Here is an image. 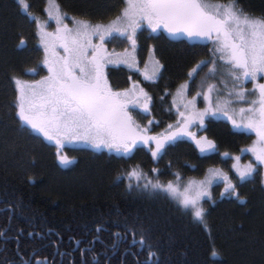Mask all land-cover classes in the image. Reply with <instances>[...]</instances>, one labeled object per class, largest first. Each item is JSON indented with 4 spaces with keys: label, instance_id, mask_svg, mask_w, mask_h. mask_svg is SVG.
I'll list each match as a JSON object with an SVG mask.
<instances>
[{
    "label": "trees",
    "instance_id": "16d2710c",
    "mask_svg": "<svg viewBox=\"0 0 264 264\" xmlns=\"http://www.w3.org/2000/svg\"><path fill=\"white\" fill-rule=\"evenodd\" d=\"M24 1L25 10L20 0H0V232L4 233L0 260L6 255L21 264L18 250L25 259L31 257L32 264L37 258L49 264L53 256L60 258L63 248L79 242V247L94 248L87 250L85 262L80 250L65 252V264H97L96 255L98 264H107L109 257V264H264V167L251 152L242 151L256 142V135L233 128L226 119L209 118L200 129L215 141L212 152H200L187 137L169 142L157 157L150 151L154 143L139 144L131 153L87 143L73 150L72 164H59L55 146L17 114L14 78L25 77L31 67L44 71L45 51L35 18L49 19L48 27L54 23L46 11L49 0ZM55 1L70 28L72 17L100 23L114 19L125 7L124 0ZM237 3L245 13L264 17V0ZM127 42L112 37L104 46H118L119 51ZM214 47L205 39L159 30L136 37L141 58L150 49L160 60L159 77L148 79L122 64L109 68L114 89L135 85L137 93L142 89L149 95L148 114L138 112L147 135L165 136L163 130L180 115L172 104L176 89L186 83L190 93L198 80L209 81L211 76L204 70L209 63L192 78L189 73L201 61L216 57ZM237 156L251 158L256 171L232 182L239 199L211 191L202 203L203 221L194 219L169 194L143 186L146 179L166 184L186 175L204 177L208 169L217 167L232 177L235 162L231 160ZM133 170L140 174L139 180L130 175ZM141 238L144 244L139 243Z\"/></svg>",
    "mask_w": 264,
    "mask_h": 264
},
{
    "label": "snow or ice",
    "instance_id": "6c2138e0",
    "mask_svg": "<svg viewBox=\"0 0 264 264\" xmlns=\"http://www.w3.org/2000/svg\"><path fill=\"white\" fill-rule=\"evenodd\" d=\"M20 2L25 9L28 8L24 0ZM124 2L126 7L110 22L93 23L72 17L74 28H68L64 23V16L56 5V14L53 16L49 13L50 19L57 25L56 32H47L43 25L39 27L40 42L46 54L43 64L48 75L34 83L14 78L18 91L17 114L20 120L48 140L54 141L58 150L64 146L65 141L87 142L97 148L107 147L109 150L124 153H131L138 144L154 143L155 149L150 148V151L153 157H157L166 144L182 135L190 136L200 152L215 151L216 144L213 141L207 137L197 139L188 129L193 124L202 125L205 116L221 112L231 120L233 127L256 135V142L242 151L251 152L258 164L264 167V83L255 84L251 93L244 87L246 82L256 81L258 77L264 78V17L245 13L243 8L238 6L237 0L214 5L208 4L206 0ZM145 21L153 31L163 27L173 35H187L190 38L212 42L215 45L213 55L228 66V74L234 82L229 95L234 96L237 103H247L248 107L232 109L234 115H229L228 105L232 101H225L214 108L212 94L215 86L210 84L204 94L207 108L198 111L194 100L190 101L191 110L188 115L180 113L182 120L177 124V131L162 137L147 135L148 130L137 125L127 109L129 106H140V95L146 101H150V97L142 89L137 93L135 85L132 90L112 91L105 71L109 63H124L129 68H132L134 63H130L128 59L109 60L107 49L104 47L107 38L120 36L130 41L134 49L137 30ZM93 37L101 43L93 44ZM21 43L24 41L21 40ZM57 47L62 48L65 54L59 55L55 51ZM206 63L213 65L209 71L214 73L215 61L209 60L201 61L189 75L196 73L197 69ZM160 67L162 65L157 62L156 70ZM29 71L35 73L36 69ZM146 78L152 77L146 74ZM185 87L186 85L181 86L182 89ZM249 94H258L257 99L246 100ZM143 107L147 110L146 103ZM151 123L152 121H149V124ZM169 128H172V125H169ZM59 159L64 164L69 163L62 155ZM235 159L239 161L240 157ZM233 167L236 168L240 180L246 179L256 171V166L251 163L243 169L236 165ZM153 171L158 172L157 169ZM130 175L139 180L140 174L136 170ZM216 179L223 180L225 184L222 195H236L239 199L236 185L219 169L213 168L208 169V176L204 180H189L183 190L172 181L165 184L159 181L153 183L146 179L143 186L169 194L183 209L190 211L194 219L203 221L205 209L201 202L205 197L211 196L212 182ZM0 235L4 233L0 232ZM132 235L135 242V233ZM139 243L144 244V239L141 238ZM17 255L20 256L21 264H30L18 250ZM0 264H16V261L5 255ZM36 264L46 262L37 261Z\"/></svg>",
    "mask_w": 264,
    "mask_h": 264
},
{
    "label": "rangeland",
    "instance_id": "374dc122",
    "mask_svg": "<svg viewBox=\"0 0 264 264\" xmlns=\"http://www.w3.org/2000/svg\"><path fill=\"white\" fill-rule=\"evenodd\" d=\"M206 2L208 4H210V5H214V4H218V3H228V2H223V1H220V0H206ZM56 5H58V3L55 0H52L51 4H50V0L48 1L47 10H46V11H48V14L50 12L52 13L53 16L56 14V11H57ZM125 7H126V4H125ZM22 8L25 10V8L23 7V4H22ZM59 12L61 13L60 10H59ZM251 16H253V15H251ZM32 17H35V16H32ZM254 17H260V16L254 15ZM35 19H36L35 20V24H36V27L38 29V34H39L40 25H43L47 32L55 33L53 31H54V29H57V25H56V23H55V21L53 19L52 20L54 21V23L51 21L53 23V26H50V27H48L49 23H50L49 19H44V18H41V17H38V18L36 17ZM77 20H85V19L77 18ZM110 21H104V22H100V23H105L106 24V23H108ZM64 23H65V17H64ZM74 27H75V24L73 22V28ZM159 30H164V31L168 32L163 27H160L157 30L153 31L150 27H148L147 22L145 21V22L142 23L141 27L137 30L136 37L149 36V34H152L154 32L158 33ZM110 38H112V37H109L106 40H108ZM106 40L104 41V43H106ZM115 40L116 41L126 42V39L124 37H120V36H116ZM92 43L96 44V45H99L101 43V41L99 39H97L96 37H93L92 38ZM126 45H128V46L125 47ZM21 46L25 47L26 43L25 42L23 44L21 43ZM117 47H115V48H117ZM115 48H113V46L110 45V44H109V46L106 47V49L109 52H111V55L107 56V58L109 60L118 61V60H121V59H128L130 63H134V66L132 68H130V69L139 71L142 75H145V76L147 74V76L152 77L151 79H155V78L159 77L163 66L160 67L158 70H156L157 62L159 63V65H162V64L160 63V60H158V58H156L155 53L153 51H151L150 49L148 50L149 52L146 54V56L141 58V53L138 50V48L135 47L133 49L132 46H131V43L129 45V41L123 47H121V48H123L122 50L118 51V49H115ZM118 48H120V47H118ZM55 51L57 53L59 52L57 48L55 49ZM59 54H60V52H59ZM45 55L46 54L44 52V57H45ZM211 60L215 61L216 71L214 73L209 71L212 68V66H213L211 63H209L208 65H205L206 69L204 68V70H206L205 74L211 76L209 81L203 75L204 78H202V81L198 80L197 83L195 82V84H194L195 88H194L193 92L187 93L186 92L187 88H183L182 89L181 87H179L178 89H176L174 91L173 98H172V104L175 106L177 111L178 110L180 111L179 113H184L185 115H188L189 111L191 110V105L189 104V102L193 101V100L195 102L196 110L203 111L205 108H207L208 107V103L204 99V94L207 93V87L210 84L215 86L213 94H212L213 107L214 108L219 107L225 101H232V103L228 105V108H229V115H234L233 111H231L232 109L238 110L241 107H248L247 103H237L235 101V97L229 95V92H231L234 82H233L231 76L228 74L229 73L228 66L225 65L223 62H221L218 59L217 56L214 57ZM205 62H208V60H205ZM109 64H112L113 66L114 65L115 66H119L121 64L127 66V64H124V63H109ZM202 67H204V65H202L200 68H202ZM199 69H197V70H199ZM196 73H197V71H196ZM196 73H193L190 77L192 78L194 75H196ZM22 81H24V80H22ZM257 83H264V78L258 77L256 81L246 82L244 84V87L248 90L249 93H251L253 88H254V86H255V84H257ZM184 85H186V83ZM126 90H132V89H130V88L115 89L114 92H122V91H126ZM197 93H201V95H197ZM147 96L149 97L148 94H147ZM257 96H258V94H256V95L249 94V95L246 96V100L250 101V100H253V99H257ZM145 103L148 104V101H146L144 99V97L142 95H140L139 96V105L140 106H129L128 109H127L129 115L136 122V124L139 125L141 128H143L144 125L142 124L143 122L141 121L140 116L142 115V113L144 115L148 114V113H146V111L148 110V107H147V110H145L144 107H143V105ZM185 105H188V107L186 108ZM138 112H142V113H138ZM177 117H176L175 121L172 123V124H174L172 126V128H168L169 127L168 126L167 129L163 130L165 135L166 134H171V133H173V131L174 132L177 131V124L182 120L181 115H178ZM213 117L214 118L226 119L232 125L231 120H229L227 118V116H225L221 112H217L216 115H211L210 114V115L205 116L202 125L193 124L188 129V131L192 132L196 136L197 139H200V138H203V137H207L208 140H211V141H213L215 143V141L213 139H211V137H209L208 135L205 134L206 133L205 131L202 132L200 130L206 125L208 119L209 118H213ZM237 119H238V117H237ZM232 127H233V125H232ZM233 128H235V127H233ZM235 129L247 131V130H244V129H238V128H235ZM35 132L37 134H39V135H42L41 133H39L37 131H35ZM180 137H187L189 141L195 143V141L188 135H182ZM44 139L47 142L55 143L54 141L48 140L45 137H44ZM256 140H257V137H256ZM68 145H69V147H72V145H70V144H68ZM195 145H196V143H195ZM99 149H107V147H100ZM203 153H208V152H203ZM243 161H247V163H243ZM231 162H233V163L235 162L233 165H236V166H238L241 169L246 167L249 163H251V164H253L255 166V162L252 161L251 158H249L247 160L239 159V161H237L236 159H232ZM215 169H219V168L217 167ZM228 170H229V168H228ZM233 171L234 172H232V174H231L232 177L227 175V173H224V174L227 175V177L229 176L228 178H229V180L231 182H233V181L237 182L239 180V175H238L235 167L233 168ZM207 176H208V172H207V174L204 175V177L196 178V176H190V175L187 176L186 175L185 178L175 179V180L171 179L170 181H172L173 183L178 184L180 186L181 190H183V187L187 185L189 180H198V181L199 180H204ZM221 182H222V180H220V179H216V180H214L212 182L211 191H213L215 195H218L220 193L221 194L224 193L225 184H223ZM208 199H211V198H208ZM201 203H204V201H202Z\"/></svg>",
    "mask_w": 264,
    "mask_h": 264
},
{
    "label": "flooded vegetation",
    "instance_id": "af4514ba",
    "mask_svg": "<svg viewBox=\"0 0 264 264\" xmlns=\"http://www.w3.org/2000/svg\"><path fill=\"white\" fill-rule=\"evenodd\" d=\"M68 28H70V27H68ZM27 45V44H26ZM105 47V46H104ZM106 48V47H105ZM57 49H58V51L60 52V54H59V52H58V54L59 55H64L65 53L63 52V49L62 48H59V47H57ZM106 55L107 56H109V55H111V52H109L108 50H107V53H106ZM113 65L112 64H108L107 65V67H106V69H105V71H106V74H107V80H108V84H109V86H110V88L112 89V91H114L115 89H114V87L112 86V81H111V79L109 78V76H108V70H109V68L110 67H112ZM43 67H44V71L42 72V70L41 69H37V68H35V67H31L30 69H36V72L35 73H33V72H31V71H29L28 70V73H27V75L25 76V77H23V78H21L22 80H24V81H27V82H29V83H34V82H36V81H39V80H41V79H43L44 77H46L47 75H48V72H47V68H46V66L43 64ZM43 67H41V68H43ZM20 79V80H21ZM125 89V88H124ZM130 89H133V87H131ZM42 136V135H41ZM43 137V136H42ZM44 138V137H43ZM50 144H52V145H54L55 146V148H56V152H57V159H58V162H59V164H61V165H64V166H68V165H70V164H72L73 163V161H74V159H75V157L73 156V150H75L76 148H79V147H82V146H86L87 145V142H82V141H65L64 142V146L62 147V148H60L59 150L57 149V146H56V144L55 143H51V142H49ZM68 144H70V145H72V147H69V145ZM96 149V148H95ZM105 150H108V151H115V150H109L108 148L107 149H105ZM115 152H117V151H115ZM64 156V157H66L67 159H68V161H69V163H67V164H64V163H62L61 161H60V159H59V156ZM90 246V245H89ZM82 246V247H79V242H76L75 243V246H73V247H70L68 250L66 249V248H63V250H62V252L60 253V258L58 259V260H55V256H53L52 258H51V260H50V262H49V264H65V260H64V258H65V252H75V253H77L76 251H79L80 252V255H81V258L83 259V261L85 262V259H86V257H87V250H89V251H91V250H93V246ZM80 248V249H79ZM70 250V251H69ZM119 250V248H117L116 249V251H118ZM59 252V249L58 248H56V253H58ZM73 259H74V257H73ZM98 259H99V256L98 255H96V258L94 259V261L95 262H98ZM29 261H30V264H32V262H33V259H31V257H30V259H28ZM40 259L39 258H37V260H35L36 262L37 261H39ZM34 261V263H36ZM109 262H110V257L107 259V264H109Z\"/></svg>",
    "mask_w": 264,
    "mask_h": 264
},
{
    "label": "bare ground",
    "instance_id": "6f19581e",
    "mask_svg": "<svg viewBox=\"0 0 264 264\" xmlns=\"http://www.w3.org/2000/svg\"><path fill=\"white\" fill-rule=\"evenodd\" d=\"M253 135V134H252ZM220 152V151H219ZM36 262V261H35Z\"/></svg>",
    "mask_w": 264,
    "mask_h": 264
}]
</instances>
